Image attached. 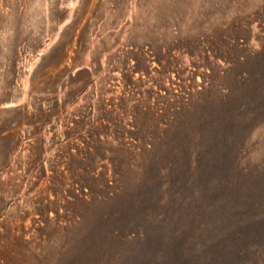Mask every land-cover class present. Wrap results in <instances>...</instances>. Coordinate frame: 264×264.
<instances>
[{
  "label": "rangeland",
  "instance_id": "rangeland-1",
  "mask_svg": "<svg viewBox=\"0 0 264 264\" xmlns=\"http://www.w3.org/2000/svg\"><path fill=\"white\" fill-rule=\"evenodd\" d=\"M0 264H264V0H0Z\"/></svg>",
  "mask_w": 264,
  "mask_h": 264
},
{
  "label": "crops",
  "instance_id": "crops-1",
  "mask_svg": "<svg viewBox=\"0 0 264 264\" xmlns=\"http://www.w3.org/2000/svg\"><path fill=\"white\" fill-rule=\"evenodd\" d=\"M36 108L40 109L44 114H49L50 115L49 109H48V106H47L46 102H44V101L40 102L39 106L34 107L33 109H36ZM46 125H47L46 119L43 120V122H38V121L33 122V120L31 119L28 124H25L23 126H14L15 127V129H14L15 131L14 132H15L16 136H18L20 138V140H21V138H22L21 136H23V133H24L23 130H25L27 128H32V127L33 128L37 127V129H40V128H44ZM20 145H21V141H19V143L15 147V150L18 149Z\"/></svg>",
  "mask_w": 264,
  "mask_h": 264
}]
</instances>
